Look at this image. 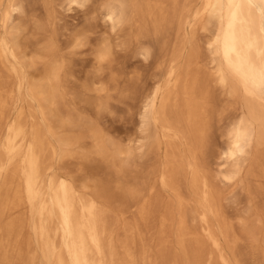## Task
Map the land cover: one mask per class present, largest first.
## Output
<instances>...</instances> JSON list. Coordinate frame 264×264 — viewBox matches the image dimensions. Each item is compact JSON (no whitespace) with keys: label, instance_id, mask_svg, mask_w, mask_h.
Masks as SVG:
<instances>
[{"label":"bare ground","instance_id":"6f19581e","mask_svg":"<svg viewBox=\"0 0 264 264\" xmlns=\"http://www.w3.org/2000/svg\"><path fill=\"white\" fill-rule=\"evenodd\" d=\"M39 1L47 18L35 20L32 29L41 45L25 48L26 26L14 22L25 0H0V264H33L37 251L42 264H237L224 239L233 251L240 235L219 209V191L207 156H215V175L230 184L243 176L250 150L258 147L245 175L264 179V0H200L194 7L189 0H105L101 6L100 13L112 28L128 27V40L148 43L138 47L144 56L151 53L152 45L165 46L170 32H180L184 23L206 31L212 68L208 74L230 95L240 92L241 112L229 122L226 140L216 151L211 139L214 109L209 75L190 68L183 78L174 50L166 69V88L155 86L139 105L141 147L155 148L158 122L168 139L158 181L174 195L176 218L171 219L166 204L158 233H168L172 222L186 258L181 263L170 260L165 239L156 258L142 242L134 248L128 240L121 241L122 254H118L111 224L125 209L122 206L121 214L113 215L115 201L135 205L141 219L150 214L152 201L144 195V183L129 185L121 178L131 150L106 137L96 122L62 101L63 76L68 72L61 63L55 28H50L55 2L85 5L92 0ZM84 39L82 29L68 42L80 44ZM188 45L186 68L196 62L193 35ZM29 52L34 55L26 59ZM110 52L104 39L97 60ZM37 59L42 61L39 70ZM22 99L34 105L28 114L17 104ZM14 104L16 114L7 118ZM178 137L186 144L183 155L173 142ZM88 139L91 144L86 147ZM74 147L85 149L84 156L93 155L99 167L114 175L86 192V183L77 184L71 175L54 172L52 158ZM132 229L138 230L137 225ZM240 229L245 246L257 249L258 234L264 245V219L243 223Z\"/></svg>","mask_w":264,"mask_h":264},{"label":"rangeland","instance_id":"374dc122","mask_svg":"<svg viewBox=\"0 0 264 264\" xmlns=\"http://www.w3.org/2000/svg\"><path fill=\"white\" fill-rule=\"evenodd\" d=\"M103 1L105 0H92L85 5H59L55 2L53 6L50 28H55L61 63L68 72L63 76L62 101L73 112L89 121L96 122L106 137L120 142L131 150L125 166L127 172L121 178L129 185H135V181L144 183V195L152 201L151 212L145 219L140 218L135 205L128 201L122 203L119 202L120 200L115 201L116 205L112 207L113 215H118L122 206L125 209L122 214L120 213L121 216H116L118 222L111 224L118 254H122L121 241L128 240L134 243V248L142 242L148 247L150 256L156 258L159 244L165 239L170 260L176 259L181 263L186 258L177 243L172 222L168 233L165 235L158 233L166 204L170 206L171 219L176 218L174 195L169 188L161 186L158 181V172L164 159L168 139L162 136V124L158 122L154 127L157 138L155 148L146 150L141 147L143 138L140 134L138 108L155 86L166 88V69L173 50L177 67L180 68L183 78L190 68H199L210 74L212 68L204 42L206 31L198 27L192 28L184 23L180 32L176 30L170 32L165 46L152 45L151 53L144 56L139 52L138 47L148 43L140 44L134 38L128 40V27L112 28L100 13ZM199 3L200 0H189L192 7ZM46 18L45 9L39 0H25L23 12L14 21L16 24L21 23L26 26L23 47L41 45L40 40L38 43L35 42L39 35L34 33L32 24L35 20L43 21ZM82 29L86 34L83 43L68 42ZM190 35H193L197 46V57L196 62L186 68L184 60L189 51L188 37ZM104 39L109 41L111 52L107 58L99 62L96 52ZM30 52L26 55V59L34 55ZM41 66L42 61L37 59L35 69L39 70ZM208 90L214 109L211 139L213 149L216 151L226 140L225 132L229 122L241 112V96L240 92L235 96L227 93L215 82L212 75H209ZM99 102L103 104L99 106ZM17 104L24 107L26 114L34 107L33 103L27 99H22ZM17 104L10 106L7 110V118L15 116ZM173 142L183 155L186 150L184 139L178 137ZM90 144L91 140L88 139L86 147ZM257 148L250 150L244 162L243 176L230 184L221 182L215 175V156L213 154L207 156L212 182L215 189L219 191V209L225 220L240 235L239 238H242V240L239 239L233 251L230 241L224 239V244L228 245L227 252L233 255V259H237V264H264V245L261 234L256 236L258 248L250 249L244 245L245 239L240 229L243 223L255 222L258 217L264 219V191H259V187L264 186V179L257 180L248 174L245 175V172L252 168L251 163ZM84 153L85 149L74 147L61 157H53L52 170L56 173L71 175L77 184L86 183L85 191L92 192L95 186L106 181L114 173L103 170L102 166H98L97 158L93 155L84 156ZM188 172L186 170V178H188ZM182 181L184 193L187 195L188 190L185 188L183 179ZM100 201L105 200L101 197ZM123 223L125 225H122ZM134 224L137 225L138 230L132 229ZM24 233L29 235L28 231ZM34 247L32 242V248ZM33 264H42L38 251Z\"/></svg>","mask_w":264,"mask_h":264}]
</instances>
